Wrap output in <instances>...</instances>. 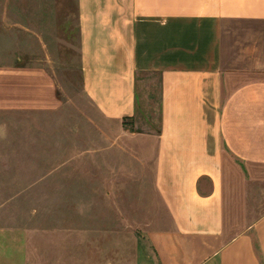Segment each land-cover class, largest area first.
<instances>
[{"label":"crops","instance_id":"1","mask_svg":"<svg viewBox=\"0 0 264 264\" xmlns=\"http://www.w3.org/2000/svg\"><path fill=\"white\" fill-rule=\"evenodd\" d=\"M76 1L83 88L105 118L136 122L139 74L160 75L157 264H264V0ZM61 101L46 69L0 66V113Z\"/></svg>","mask_w":264,"mask_h":264},{"label":"rangeland","instance_id":"2","mask_svg":"<svg viewBox=\"0 0 264 264\" xmlns=\"http://www.w3.org/2000/svg\"><path fill=\"white\" fill-rule=\"evenodd\" d=\"M8 65L46 69L62 101L0 113V264H157L160 75L139 74L136 122L105 118L83 88L76 0H0Z\"/></svg>","mask_w":264,"mask_h":264}]
</instances>
